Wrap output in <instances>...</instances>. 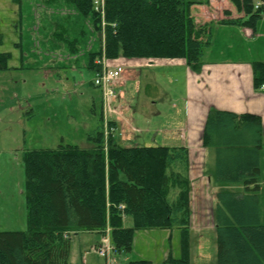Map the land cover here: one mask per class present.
<instances>
[{
  "label": "trees",
  "instance_id": "trees-1",
  "mask_svg": "<svg viewBox=\"0 0 264 264\" xmlns=\"http://www.w3.org/2000/svg\"><path fill=\"white\" fill-rule=\"evenodd\" d=\"M62 1L90 20L88 30L77 24L66 27L74 33L68 38L72 55L83 51L82 38L87 46L93 38L89 34L99 33L100 45H92L87 52V65L97 72L101 65L95 61L102 57L184 58L199 71L212 42L211 26L196 22L191 14L193 1L105 0L104 17L95 10L93 0ZM258 1L263 0H232L243 15L220 23L255 30L264 18V4L256 7ZM9 58L10 53L0 52V70L10 69ZM252 66L255 87L261 89L264 61L256 60ZM116 127V120H109L107 132L101 125L88 133L87 140L93 143L89 148L61 144L25 152L28 228L0 231V264H68L70 235L79 231L101 236L108 232L114 257L131 254L136 231L154 228L180 230L181 256L174 257L171 249L160 263L129 259L126 264H191L189 148L124 145L115 137ZM203 138L205 146L217 148L216 181L243 186L242 191L222 187L216 192V264H264L262 119L251 113L211 109ZM127 216L132 217L131 226L125 225Z\"/></svg>",
  "mask_w": 264,
  "mask_h": 264
},
{
  "label": "rangeland",
  "instance_id": "rangeland-1",
  "mask_svg": "<svg viewBox=\"0 0 264 264\" xmlns=\"http://www.w3.org/2000/svg\"><path fill=\"white\" fill-rule=\"evenodd\" d=\"M89 22L79 16L72 5L62 0H22L21 4L13 0H0V52L10 53V69L0 70V231H23L28 228L23 164L25 152L37 148H56L61 144L89 148L93 143L87 140L88 133L101 125L107 132L106 122L111 120L114 110H118L115 104L120 91L119 80L113 84L111 102L104 107L102 88L95 84L97 71L87 65L88 48L92 45L98 48L100 45L99 33H90L89 36H93L91 40L88 35L85 37L90 40L86 47L82 38L83 51L76 55L79 59L71 58L74 55L68 38L74 33H70L66 27L77 24L79 28L88 30ZM232 42L237 48H245L240 40L224 32L219 33L213 43L215 52L226 49ZM258 43L254 47L253 59L264 61V38ZM236 52L233 51V58H250L252 54ZM168 72L167 77L156 72L168 96L166 102L160 104L162 117L181 116L182 98L187 94L185 81L180 71L179 75H175L178 81L170 82ZM126 90L129 97L137 95L132 84ZM172 103L177 108H173ZM123 109L121 107L120 111L125 115L134 113V110ZM123 116L122 113L121 118H126ZM137 117L140 118L141 113ZM123 121L127 123L130 120ZM125 130L133 131L131 125H127ZM134 144L142 145L144 140ZM132 224V217L127 216L125 225ZM70 241L68 264H106L99 246L110 241L108 232L101 236L97 232L79 231L70 235ZM155 245L148 246L138 241L137 252L144 253L146 259L160 263L166 258L155 249ZM115 258L123 264L129 260L127 253L115 254Z\"/></svg>",
  "mask_w": 264,
  "mask_h": 264
},
{
  "label": "crops",
  "instance_id": "crops-1",
  "mask_svg": "<svg viewBox=\"0 0 264 264\" xmlns=\"http://www.w3.org/2000/svg\"><path fill=\"white\" fill-rule=\"evenodd\" d=\"M187 1L195 2L190 10L196 22L200 24L209 22L211 26L213 42L205 49L201 69L193 70L184 58L109 59L112 66H123L118 81L120 91L115 104L118 110H114L111 120H116L115 137L121 144L130 145L142 139L146 145H186L189 148L193 209L191 264H216L217 234L214 214L217 204L216 192L222 187L242 191L243 186L240 183L224 186L216 181L217 148L205 146L203 138L205 125L211 109L238 114L251 113L261 117L264 134V89L255 87L252 66L256 61L253 59L255 44H259L258 42L264 38V18L257 24L255 30L248 26L222 24L220 21L223 17V19L235 18L243 15L236 9L232 0ZM224 10L228 12L225 13ZM221 32L240 40L245 48H237L232 42L226 49L221 48L215 52L213 43ZM100 38L104 45L103 32ZM233 51L252 54L250 58H233ZM213 52L215 53L212 54ZM71 58L76 60V55ZM177 70L182 71L187 93L182 98L184 101L182 113L181 116L176 114L162 117L160 104L166 102L168 96L160 85L156 72L167 77L166 72L169 71L168 76L172 82L178 81L175 75H179L180 71ZM129 84H132L137 95L128 96L126 87ZM121 107L123 111L124 107L127 111L134 110V113L125 115L120 111ZM172 107L177 108V105L172 103ZM122 113L126 118H121ZM138 113H141L140 118L137 117ZM123 119L130 121L126 123ZM127 125H131L133 131H126ZM123 133L127 134L123 135ZM141 236H144V239H141ZM138 241L147 243L148 246L155 243V249L164 258L168 257L171 249L174 257L181 256L179 229L137 230L133 251L127 254L128 259H146L144 253L137 252Z\"/></svg>",
  "mask_w": 264,
  "mask_h": 264
},
{
  "label": "built area",
  "instance_id": "built-area-1",
  "mask_svg": "<svg viewBox=\"0 0 264 264\" xmlns=\"http://www.w3.org/2000/svg\"><path fill=\"white\" fill-rule=\"evenodd\" d=\"M94 8L96 11H99L104 17L105 14V0H93ZM264 4L263 1H258L256 3V7ZM96 64L101 65V69L97 72L95 84L102 88L104 94V106L109 105L111 102V96H113V84L119 80L123 68L122 66H112L109 63V60L105 57L97 58ZM264 89V84L261 86ZM105 106V107H106ZM109 239V238H107ZM114 250L113 245L108 241V243H104L103 245L99 246V251H101V255L107 258L106 264H121L119 263L116 258L112 255Z\"/></svg>",
  "mask_w": 264,
  "mask_h": 264
}]
</instances>
